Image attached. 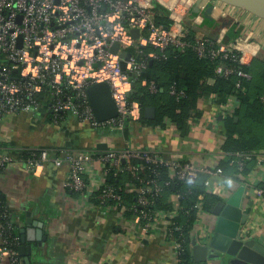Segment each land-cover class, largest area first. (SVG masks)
Returning a JSON list of instances; mask_svg holds the SVG:
<instances>
[{"label": "built area", "instance_id": "obj_1", "mask_svg": "<svg viewBox=\"0 0 264 264\" xmlns=\"http://www.w3.org/2000/svg\"><path fill=\"white\" fill-rule=\"evenodd\" d=\"M209 5L213 6L214 17L243 10L218 0H0V128L8 116L32 114L45 106L52 124H59L70 114L96 131H124L142 117V104L133 98L137 85L142 84L151 95L162 90L157 81L142 76L151 62L165 59L171 49L181 53L191 50L198 58L216 63L215 75L235 77L241 88L242 82L252 79L244 69L250 65L252 55L244 48L243 39L236 37L225 43V33L217 38L205 36L188 22L200 24V13ZM195 7L200 12L191 17ZM114 44L119 45L117 53L111 51ZM125 52L130 53V58L123 69L121 54ZM99 83L109 86L117 109V116L106 121L98 120L87 94L88 88ZM168 92L178 101L186 97L184 89L176 84ZM260 100L264 105V91ZM239 107L236 93L219 104V112L231 116ZM26 155L29 168L35 173L49 161L58 167L67 164L65 187L78 193L91 189L100 206L114 207L122 216L129 214L132 222L126 228L136 227L134 234L138 238L163 232L175 251V264H179L183 248L178 233L185 227L175 219L190 210L182 205L185 197L179 193L168 197V210L155 208V199L163 195L166 186L176 182L192 185L200 175L205 176L204 191L212 193L215 179L225 175L221 166L198 167L191 161H168L150 150L108 151L101 157L99 174L93 168L95 152L62 150L52 155L47 149H30ZM133 159L144 164L134 165ZM228 160L238 169L249 162L256 163L258 183L254 185V195L264 201V150L234 153ZM10 161L7 156L0 158V167ZM107 166L116 169V175H143L142 185L126 188L135 194L134 204H124L116 187L106 184ZM160 168L167 171L164 182H160ZM147 170L154 177L149 178ZM203 199L202 193L195 202L197 215L189 231L192 241L196 239L202 245L210 241L214 228L200 226L204 214L212 215L203 209ZM15 229L4 205L0 210V261L9 259L11 264H22Z\"/></svg>", "mask_w": 264, "mask_h": 264}, {"label": "crops", "instance_id": "obj_2", "mask_svg": "<svg viewBox=\"0 0 264 264\" xmlns=\"http://www.w3.org/2000/svg\"><path fill=\"white\" fill-rule=\"evenodd\" d=\"M198 14L193 12L191 17ZM200 15V24L188 21L192 29L215 38L225 33V43L240 37L252 55L251 74L264 67L263 19L245 10L227 17L217 14L206 18L205 11ZM219 104L213 97L202 99L201 116L194 119L186 134L168 122L164 126L136 124L135 136H130L131 127L127 125L124 131L115 132L120 141L116 147L102 139L113 133L96 131L73 115L52 124L45 106L32 114L6 117L0 128V158L7 156L11 161L0 167V201L15 224L22 264H175V251L163 232L138 238L136 227L126 228L132 222L129 214L122 216L114 207L100 206L91 189L78 193L65 187L67 164L58 167L49 161L35 173L29 168L26 151L47 149L52 155L62 150L95 152L93 168L98 174L102 169L100 153L127 148L155 151L168 161H191L198 167L230 164L232 154L223 150L225 134ZM100 144L108 149L100 150ZM247 165H252L247 174L224 171V176L215 179L212 193L225 201L243 187L240 208L242 213H249L247 226L252 229V237L264 240V201L254 195L256 163ZM209 217L204 214L200 226L206 227L204 220ZM23 245L26 255L21 254ZM0 264L11 262L4 259Z\"/></svg>", "mask_w": 264, "mask_h": 264}, {"label": "trees", "instance_id": "obj_3", "mask_svg": "<svg viewBox=\"0 0 264 264\" xmlns=\"http://www.w3.org/2000/svg\"><path fill=\"white\" fill-rule=\"evenodd\" d=\"M158 21L169 23L167 19L162 18H158ZM215 66L216 63L198 58L191 50L181 53L171 49L165 59L152 62L142 78L157 81L162 90L157 95H151L142 84L137 85L133 98L142 104V117L138 124L164 126L165 123L172 122L179 131L186 134L194 119L201 116L199 105L202 99L213 97L219 103H223L228 96L237 93L240 107L233 116L223 115L222 119L225 134L223 150L234 154L250 153L264 149V105L260 100V96L264 91V67L259 68L258 72L255 70V73L252 71V75L251 68L245 66L244 69L251 74L252 79L242 82L241 88H238L237 78L225 79L216 76ZM210 79L214 81L213 84L208 83ZM173 84H176L180 89H184L185 98L178 101L169 94V87ZM148 106L156 108V118L154 120L145 118L144 110ZM132 163L138 166L144 164L139 159H133ZM220 166L223 167L224 171L228 170L229 172L243 174L249 173L252 168V165H247L242 169H238L228 162L221 163ZM106 173V184L116 187L123 197L124 204H134L135 194L128 193L126 188L131 184L142 185L143 175L139 174L137 177H133L128 172H118L120 174L116 175V169L110 166H107ZM146 173L149 178L154 177L151 170H147ZM160 173V182L166 181L167 171L165 168H160ZM204 179L205 176L200 175L192 185L176 182L173 185L166 186L163 195L155 199V208L168 210L170 208L168 196L179 193L185 197L182 205L190 210L189 214H182L175 219L178 223L185 224L184 230L178 233V238L183 246L179 264H192V254L189 250L192 237L189 231L197 215L194 206L198 196L204 194L202 207L210 213L213 212L214 207L220 201V198L215 194L204 191ZM97 203L99 204L98 201ZM3 207L4 204L0 201V210Z\"/></svg>", "mask_w": 264, "mask_h": 264}, {"label": "water", "instance_id": "obj_4", "mask_svg": "<svg viewBox=\"0 0 264 264\" xmlns=\"http://www.w3.org/2000/svg\"><path fill=\"white\" fill-rule=\"evenodd\" d=\"M221 3L243 9L256 17L264 20V0H218ZM213 6L209 5L205 9L206 18H210ZM195 14L200 10L195 7ZM137 36V32L133 31ZM118 44H114L111 51L117 53ZM122 68L125 69L126 61L130 58V53L121 54ZM152 64V62L150 63ZM92 109L100 121H106L117 116V109L111 96L109 86L99 83L91 86L87 90ZM147 120L156 118V108L148 106L144 110ZM100 150H107L106 144L98 146ZM102 156L106 153H100ZM243 187L238 189L227 200H220L212 215L216 217L213 233L207 244H200L193 239L191 244L192 264H264V240L252 237L247 226L249 213H242L240 208ZM27 249H29L27 247ZM21 254L26 255V246L21 247ZM28 260V258H26Z\"/></svg>", "mask_w": 264, "mask_h": 264}, {"label": "rangeland", "instance_id": "obj_5", "mask_svg": "<svg viewBox=\"0 0 264 264\" xmlns=\"http://www.w3.org/2000/svg\"><path fill=\"white\" fill-rule=\"evenodd\" d=\"M135 128L134 125L131 126V129L129 128V133H130V136L131 134H133L135 136ZM112 135V136H111ZM105 134L102 136V139L103 140H106L108 141L110 144H112V147H116L114 146L115 144L119 143L120 141H117L119 140L118 138H116V135L117 133H113V134ZM135 139V138H134ZM130 141H133V139H130ZM135 145V144H134ZM216 221V217L214 215H211V217L209 218H205L204 222L208 225H212L214 222Z\"/></svg>", "mask_w": 264, "mask_h": 264}]
</instances>
